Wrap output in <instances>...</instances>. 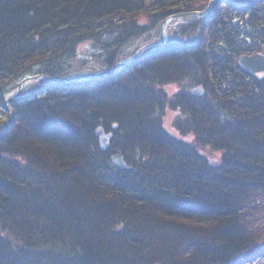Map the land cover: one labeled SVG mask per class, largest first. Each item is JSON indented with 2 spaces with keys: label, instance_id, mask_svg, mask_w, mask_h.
<instances>
[{
  "label": "trees",
  "instance_id": "obj_1",
  "mask_svg": "<svg viewBox=\"0 0 264 264\" xmlns=\"http://www.w3.org/2000/svg\"><path fill=\"white\" fill-rule=\"evenodd\" d=\"M209 1L0 0V264L264 256V74L237 64L264 53L263 0L216 3L111 71L159 42L165 18ZM84 42L100 49L89 69ZM86 70L110 73L8 99L27 74Z\"/></svg>",
  "mask_w": 264,
  "mask_h": 264
},
{
  "label": "water",
  "instance_id": "obj_2",
  "mask_svg": "<svg viewBox=\"0 0 264 264\" xmlns=\"http://www.w3.org/2000/svg\"><path fill=\"white\" fill-rule=\"evenodd\" d=\"M217 1H223V0H211L209 2V4L207 5V7L203 11H191V12L175 13V14H172L169 18H173V17L178 16L180 14H188V13H190V14L191 13L204 14ZM164 28H165V20L163 21L162 26H161L160 42L159 43L151 45V46H148L142 52L131 56L127 60L118 61L115 64L114 68L116 66H121V65L127 64V63L131 62L133 59L139 57L140 55H142V54H144L146 52H148L150 49L162 44L164 42V34H163ZM238 65L243 70L248 71L249 73L264 72V54L256 52V53H252V54L241 55L238 58ZM106 73L107 72H103L102 74H106ZM33 78H35V76H27V77L23 78L21 80V82H20L18 91L12 97L17 96V94L19 93L21 87L23 86V84H24V82L26 80L33 79ZM198 91L199 90L197 88L194 89V92H198ZM105 141H106L105 138H102V143L103 144H105ZM112 161L119 168L125 166V162H124V160H123V158H122V156L120 154H116V155L112 156Z\"/></svg>",
  "mask_w": 264,
  "mask_h": 264
},
{
  "label": "rangeland",
  "instance_id": "obj_3",
  "mask_svg": "<svg viewBox=\"0 0 264 264\" xmlns=\"http://www.w3.org/2000/svg\"><path fill=\"white\" fill-rule=\"evenodd\" d=\"M211 1V0H210ZM227 1H230V0H227ZM231 1H233V0H231ZM263 2H264V0H263ZM217 4L218 3H220V2H216ZM215 3V4H216ZM214 4V5H215ZM212 8V7H211ZM210 8V9H211ZM196 13H191V14H187V15H182V16H177V17H175L173 20H171V21H169L168 23H167V25H166V28H165V31H164V38L166 39V37H167V35H168V31H172L173 30V28H177V25L179 24H185V22H187V21H185L186 19H188V18H192L193 16H196L195 15ZM178 25V26H179ZM175 26V27H174ZM159 32H160V27H159ZM150 34H152V35H154V34H156V33H154V31H151L150 32ZM159 36H160V33H159ZM138 42H139V39H136V40H134V41H132V42H130L128 45H126V49H125V51H130L131 49H133L137 44H138ZM77 51H78V53H80L82 56H83V58H86L87 59V61L89 60V66H88V68H86V69H89V68H91V67H94V65H93V63H92V61H94L93 59H94V55L98 52V51H100V49L97 47V46H95L93 43H91V42H84L82 45H79V47L77 48ZM87 71V70H86ZM30 82V81H29ZM19 83L20 82H18L17 83V86L19 85ZM173 85H169V86H167L166 87V91L167 92H170V91H172V89H173ZM17 88V87H16ZM195 88H197V86H195ZM176 89V88H175ZM201 93H202V91H201ZM171 116H172V114L171 113H168V114H166L165 116H164V123L166 124V125H164V127L166 128V129H169V130H171V128H170V123H169V121H170V119H171ZM168 125V126H167ZM103 137V136H102ZM251 264H264V256L263 257H261V258H258V259H253L252 260V262H251Z\"/></svg>",
  "mask_w": 264,
  "mask_h": 264
},
{
  "label": "bare ground",
  "instance_id": "obj_4",
  "mask_svg": "<svg viewBox=\"0 0 264 264\" xmlns=\"http://www.w3.org/2000/svg\"><path fill=\"white\" fill-rule=\"evenodd\" d=\"M124 65H126V64H124ZM103 72H108V71H106V70L97 71V72L85 71L83 73L78 74L76 77H73V78H65V77L54 78V77H51V76L46 75V74L41 73V72H33L32 74H27V75L23 76V78H25L27 76H35V78L32 79L33 81L50 78L53 82H56V83H60V82H74V81H79V80H81L83 78H87V77L101 76V75H103L102 74ZM250 74H252V73H250ZM193 88H191V90H193ZM169 123H170V121H169ZM164 125H166V124L164 123V120H163V126ZM125 164H126V162H125Z\"/></svg>",
  "mask_w": 264,
  "mask_h": 264
}]
</instances>
